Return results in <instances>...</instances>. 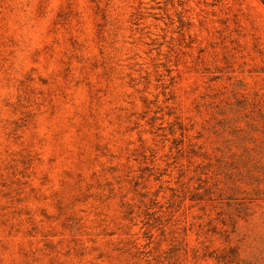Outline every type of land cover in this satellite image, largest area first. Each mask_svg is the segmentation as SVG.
I'll use <instances>...</instances> for the list:
<instances>
[{"label": "rangeland", "instance_id": "rangeland-1", "mask_svg": "<svg viewBox=\"0 0 264 264\" xmlns=\"http://www.w3.org/2000/svg\"><path fill=\"white\" fill-rule=\"evenodd\" d=\"M264 264V0H0V264Z\"/></svg>", "mask_w": 264, "mask_h": 264}, {"label": "clouds", "instance_id": "clouds-1", "mask_svg": "<svg viewBox=\"0 0 264 264\" xmlns=\"http://www.w3.org/2000/svg\"><path fill=\"white\" fill-rule=\"evenodd\" d=\"M18 256V249L13 244H9L8 250L2 256L3 264H16Z\"/></svg>", "mask_w": 264, "mask_h": 264}]
</instances>
